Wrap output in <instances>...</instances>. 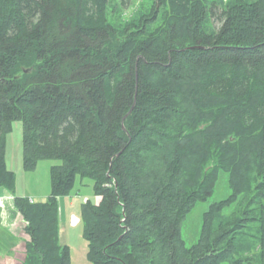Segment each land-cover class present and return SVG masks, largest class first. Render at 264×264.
<instances>
[{"label": "trees", "instance_id": "trees-1", "mask_svg": "<svg viewBox=\"0 0 264 264\" xmlns=\"http://www.w3.org/2000/svg\"><path fill=\"white\" fill-rule=\"evenodd\" d=\"M115 8L0 0V189L27 236L16 264H70L58 199L78 177L93 180L92 264H264V0H148L129 19ZM15 121L25 171L59 160L45 201L15 195ZM221 172L230 194L187 246L181 222Z\"/></svg>", "mask_w": 264, "mask_h": 264}, {"label": "rangeland", "instance_id": "rangeland-1", "mask_svg": "<svg viewBox=\"0 0 264 264\" xmlns=\"http://www.w3.org/2000/svg\"><path fill=\"white\" fill-rule=\"evenodd\" d=\"M147 2L148 0H112V4L116 6L113 13L117 15L120 12L123 18L129 19L137 11L140 12ZM216 12L219 13V10ZM213 19L216 21V17ZM12 126L11 132L6 136L5 159L7 168L16 176L15 195L30 196L36 202L45 201L50 192V167L58 164L59 160L43 159L34 170L25 171L22 167V125L20 121H15ZM230 191L226 174L221 172L211 195L205 200L197 201L181 222L180 234L187 246L194 244L199 237L203 212L211 203L226 198ZM9 195L11 194L8 192L0 195V264L21 263L24 241L27 239L23 231L24 222ZM94 199L93 180L88 177H78L71 193L58 199L60 242L69 247L70 264H92L86 256L87 242L82 233L81 206L86 200ZM237 209L238 205L234 203L225 209V214Z\"/></svg>", "mask_w": 264, "mask_h": 264}, {"label": "crops", "instance_id": "crops-1", "mask_svg": "<svg viewBox=\"0 0 264 264\" xmlns=\"http://www.w3.org/2000/svg\"><path fill=\"white\" fill-rule=\"evenodd\" d=\"M6 192H4V190L3 189H0V195H4ZM30 197V196H29ZM30 199L33 201L34 199L32 198V197H30ZM4 207H5V205H4Z\"/></svg>", "mask_w": 264, "mask_h": 264}, {"label": "built area", "instance_id": "built-area-1", "mask_svg": "<svg viewBox=\"0 0 264 264\" xmlns=\"http://www.w3.org/2000/svg\"><path fill=\"white\" fill-rule=\"evenodd\" d=\"M10 198L12 199V198H13V196H10Z\"/></svg>", "mask_w": 264, "mask_h": 264}, {"label": "water", "instance_id": "water-1", "mask_svg": "<svg viewBox=\"0 0 264 264\" xmlns=\"http://www.w3.org/2000/svg\"><path fill=\"white\" fill-rule=\"evenodd\" d=\"M130 111H131V109H130Z\"/></svg>", "mask_w": 264, "mask_h": 264}]
</instances>
